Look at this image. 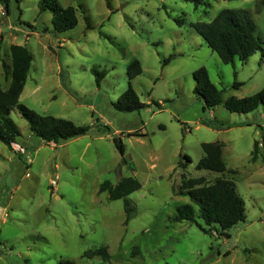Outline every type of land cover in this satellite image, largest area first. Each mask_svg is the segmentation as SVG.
I'll return each instance as SVG.
<instances>
[{
    "label": "rangeland",
    "instance_id": "obj_1",
    "mask_svg": "<svg viewBox=\"0 0 264 264\" xmlns=\"http://www.w3.org/2000/svg\"><path fill=\"white\" fill-rule=\"evenodd\" d=\"M51 1L0 0V87L10 83V47L24 46L32 61L19 104L89 130L45 143L10 110L20 136L13 150L0 142V264H264V106L206 108L192 76L204 68L223 102L264 88V0H53L76 10L77 25L64 32L48 7L40 10ZM222 10L255 24L260 49L244 64L222 63L197 32ZM133 60L141 73L129 81ZM92 70L104 73L99 83ZM128 82L144 107L119 112L113 104ZM213 142L222 144V174L196 169L201 144ZM181 175L229 180L245 220L228 237L173 222L177 207L191 204ZM126 177L141 184L127 197L135 208L127 224L123 200L99 193ZM101 247L108 262L90 254Z\"/></svg>",
    "mask_w": 264,
    "mask_h": 264
},
{
    "label": "trees",
    "instance_id": "obj_2",
    "mask_svg": "<svg viewBox=\"0 0 264 264\" xmlns=\"http://www.w3.org/2000/svg\"><path fill=\"white\" fill-rule=\"evenodd\" d=\"M192 1V0H184ZM40 10L48 7L52 13V23L58 32H64L74 28L78 21L76 10L69 6L62 8L51 1L49 4L43 2ZM264 10V1H262ZM197 32L206 40L208 47L218 56L224 64L233 65L235 58L241 64L247 58L260 49V40L255 36V24L252 19L243 12L235 10H222L208 24L198 23ZM11 72L10 83L7 89L0 87V142L13 150L20 136L18 127L9 118V112L15 108L19 115L28 123L29 129L34 136L42 142L58 145L69 139L85 135L89 127L78 126L73 122L61 118L50 116H40L27 107L19 104V97L23 91L28 71L31 65L32 56L28 49L20 45L10 47ZM168 60H165L166 63ZM97 83L104 77L103 72L91 71ZM141 73L140 63L133 60L127 66V76L129 81ZM193 78L200 88L196 87L195 92L201 94L205 107L214 108L223 104L226 110L236 113H250L264 106V88L257 93L243 98L230 97L224 102L221 91L218 90L209 80L204 68L193 73ZM235 83V87L240 86ZM119 112H133L140 110L144 104L140 102L137 94L133 90L131 83L120 95L118 101L113 104ZM113 143L121 155L124 148L121 142L113 139ZM262 144V155L264 156V140ZM259 142H254L252 159L258 154ZM204 156L196 164V169L208 170L215 173H224L227 169L222 159V144L219 142L201 144ZM190 161V159L185 156ZM141 188L140 182L134 177L122 178L117 184L112 185L109 181L103 182L99 187V193H107L109 201L123 200L124 212L127 224L135 213V208L131 205L127 197ZM180 190L183 195L188 196L191 204L177 207L176 215L172 218L173 222L188 221L195 223L196 226L205 234L218 232L220 235L228 237L227 230L238 222L245 220V209L242 199L235 191L233 184L225 178H216L213 183L206 184L203 177L187 178L181 175ZM197 207L198 218L202 225L195 220V210ZM99 256L104 262H108L110 255L106 247H101L90 253ZM58 264H74L70 261H60Z\"/></svg>",
    "mask_w": 264,
    "mask_h": 264
},
{
    "label": "built area",
    "instance_id": "obj_3",
    "mask_svg": "<svg viewBox=\"0 0 264 264\" xmlns=\"http://www.w3.org/2000/svg\"><path fill=\"white\" fill-rule=\"evenodd\" d=\"M0 15H2V16H3V15H4V13L1 11V12H0Z\"/></svg>",
    "mask_w": 264,
    "mask_h": 264
}]
</instances>
